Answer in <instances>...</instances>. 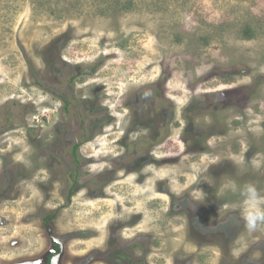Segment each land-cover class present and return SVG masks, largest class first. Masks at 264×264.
Segmentation results:
<instances>
[{"label": "rangeland", "instance_id": "obj_1", "mask_svg": "<svg viewBox=\"0 0 264 264\" xmlns=\"http://www.w3.org/2000/svg\"><path fill=\"white\" fill-rule=\"evenodd\" d=\"M247 184L264 0H0V264H264Z\"/></svg>", "mask_w": 264, "mask_h": 264}, {"label": "clouds", "instance_id": "obj_2", "mask_svg": "<svg viewBox=\"0 0 264 264\" xmlns=\"http://www.w3.org/2000/svg\"><path fill=\"white\" fill-rule=\"evenodd\" d=\"M240 195L243 197L244 226L248 231H254L258 225L264 224V195L253 184L245 185L240 190Z\"/></svg>", "mask_w": 264, "mask_h": 264}, {"label": "trees", "instance_id": "obj_3", "mask_svg": "<svg viewBox=\"0 0 264 264\" xmlns=\"http://www.w3.org/2000/svg\"><path fill=\"white\" fill-rule=\"evenodd\" d=\"M59 98L63 101V106H64V108H67V105H68V101H67V99L64 97V95L63 94H60L59 95ZM77 147H78V144H75L74 146H73V149H72V154H73V156H74V159L78 162V160H77V158H76V150H77ZM69 193L71 194V190L69 191ZM56 251L59 249V246L58 245H56Z\"/></svg>", "mask_w": 264, "mask_h": 264}]
</instances>
